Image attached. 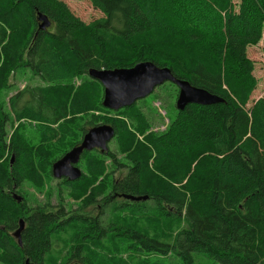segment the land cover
<instances>
[{"label":"trees","instance_id":"16d2710c","mask_svg":"<svg viewBox=\"0 0 264 264\" xmlns=\"http://www.w3.org/2000/svg\"><path fill=\"white\" fill-rule=\"evenodd\" d=\"M88 1L103 14L90 23L62 0H0V94L19 70L43 83L0 102V264H60L52 260L61 253L53 239L70 238L71 230L81 232L72 237L78 244L72 250L82 264H124L117 255L123 249L141 264L171 257L195 264L197 256L216 264H264V96L247 108L257 87L247 48L262 39L264 0H241L238 10L233 0ZM39 13L51 29L39 30ZM143 62L169 68L225 102L176 110L161 132L151 131L141 102L106 109L104 88L90 70ZM103 124L114 127L117 150L85 151L82 178L60 183L73 199L90 195L100 214L59 224L47 207L30 204L22 188H42L53 164ZM57 144L68 147L50 159ZM118 169L126 173L113 182ZM119 196L124 201L113 200ZM107 206L115 216L105 225ZM21 220L22 245L14 234ZM85 221L92 231L77 223ZM170 221L182 225L172 243L165 240ZM106 242L112 250L103 256L98 249Z\"/></svg>","mask_w":264,"mask_h":264},{"label":"rangeland","instance_id":"374dc122","mask_svg":"<svg viewBox=\"0 0 264 264\" xmlns=\"http://www.w3.org/2000/svg\"><path fill=\"white\" fill-rule=\"evenodd\" d=\"M64 1L70 8V10L74 13L75 16L80 18L82 21L86 23H90L96 19H99L103 17V14L96 10L92 4L88 0H62ZM241 0H233V3L235 5L236 10L239 9L237 7L240 4ZM50 20V19H49ZM51 21V20H50ZM52 23V22H51ZM48 29H51L48 28ZM47 29V30H48ZM262 39L261 41L256 44L249 46L247 48V56L248 58L253 62L254 69H253V75L257 79V87L255 91L252 94L251 101L247 108H251L253 105V101L257 100L259 97L264 96V23L262 27ZM91 78V77H90ZM76 85L80 84V81L77 79L75 80ZM172 83L166 82L164 85L159 86L151 95H149L147 98L142 99L138 101L139 105L146 107L145 112L148 114V117L151 119L152 126L151 131L154 132H161L164 131L168 125V123L175 119L176 117V101L179 96V89L178 87L175 88L172 85ZM38 86L43 85L42 81L37 77L34 76L30 71L28 70H19L15 73H12L10 75L9 81H8V87L3 90L0 94V102H4V104H7L9 99L16 94L19 90L24 89L26 86ZM104 88V87H103ZM178 89V91H177ZM175 103V104H174ZM18 124L15 123L12 134L17 128ZM31 135L36 136L35 128L32 127ZM77 137V136H75ZM74 138V137H70ZM26 141L27 138H25ZM115 138L111 143L109 144V148L112 151H116L117 147H115ZM68 145L58 146L57 148L53 147L52 154L50 155V159H53L55 156L61 154L63 152V149L67 148ZM120 159H124L125 154L120 153ZM14 156L12 157V159ZM81 161V160H80ZM125 161L123 160V163ZM80 163V162H79ZM79 165V164H78ZM77 165V166H78ZM109 166V165H108ZM79 167V166H78ZM82 171L83 176V169L79 167ZM125 170H115L113 175L110 176L112 181L114 182L116 179H119L123 174H125ZM53 176V174H52ZM52 176L48 175L45 176L44 179V186L42 188H36L30 183L24 184L22 190L24 196L27 198V201L30 204L37 205L40 204V206L47 207V211L49 213H52L55 219L59 220V224H62V222L68 221L69 218L73 217H81L84 218V216L88 217H96L98 214H100V207L99 203H93L90 204L89 202V196L86 198V196H82L78 199H73L71 196V188H69L66 185H62L60 179H55ZM82 176L76 180L79 181ZM75 181V182H76ZM88 195V194H87ZM114 201L122 202L124 199H122L121 196L119 198L113 199ZM110 200V201H113ZM98 202V201H97ZM20 203V202H19ZM106 205L108 203H105ZM108 211L104 213L105 217V225L110 224V221L115 216L111 215L110 207H108ZM66 215V216H64ZM118 216H126V214L119 215ZM130 221H133L135 224L139 225L140 227L143 226L146 228V230H150L147 225L144 222H136L134 220H125L128 224H130ZM83 225L84 231H92L87 222H77ZM25 228V227H24ZM182 225L178 222H172L169 223V234L170 238L165 239L168 242H173V239L176 235V233L181 230ZM59 232V231H58ZM59 233H64L63 231ZM70 238H58L55 236L53 241H57L59 243L58 249L56 251H60L61 253H57L53 255V259L55 261L61 262L60 264H74L77 262L79 264L80 262L73 260L75 257V251L73 252L72 246L76 244L75 241H72V237H74L75 233H81L78 231L67 232ZM15 234V233H14ZM14 234H12L14 236ZM63 239V240H62ZM70 241L69 245H66L64 242ZM22 245V242L20 243ZM78 245V244H76ZM111 246H108V242L105 243L104 247H100L98 250L101 254L106 255L109 252ZM82 250V248H80ZM133 252L131 255L126 250H118L117 255L124 261V264H141L140 259H138L137 255H134ZM82 257H86L85 255H82ZM143 256H141L142 263L144 262ZM165 260L164 264H178V259L175 257H171V259H163ZM27 261V260H26ZM25 261V262H26ZM49 264V262H47ZM25 264V263H24ZM120 264V263H119ZM195 264H216L212 261L206 260L202 256H197V262Z\"/></svg>","mask_w":264,"mask_h":264},{"label":"water","instance_id":"95a60500","mask_svg":"<svg viewBox=\"0 0 264 264\" xmlns=\"http://www.w3.org/2000/svg\"><path fill=\"white\" fill-rule=\"evenodd\" d=\"M39 30L45 31L52 26L49 18L39 13ZM89 76L99 81L104 87L103 106L112 111H119L135 105L138 101L147 98L159 86L166 82L176 85L179 89V96L176 101L178 110H185L188 105L196 104L210 106L223 103L225 100L213 95L208 91L194 87L186 80L177 79L169 68H161L152 62L139 63L132 68L116 70L91 69ZM116 137L114 127L110 125H98L90 129L83 137L81 144L69 151L62 159L52 166L54 178L61 179L68 177L70 181H76L82 176V171L77 165L85 151L91 152L95 149L105 153L109 150V144ZM14 160V158H13ZM18 202L23 198L15 196ZM131 201H144L148 197H131ZM25 222L20 221V228L16 231L15 237L21 243V233L24 230ZM25 264H33L29 260Z\"/></svg>","mask_w":264,"mask_h":264},{"label":"flooded vegetation","instance_id":"af4514ba","mask_svg":"<svg viewBox=\"0 0 264 264\" xmlns=\"http://www.w3.org/2000/svg\"><path fill=\"white\" fill-rule=\"evenodd\" d=\"M78 167V166H77ZM53 178H54V176H52ZM56 179V178H55ZM64 179H66V180H69L68 179V177H63V178H61L60 180H64ZM58 180V179H57ZM70 181V180H69ZM70 182H75V181H70ZM74 264H77V262H75ZM79 264H82V263H79Z\"/></svg>","mask_w":264,"mask_h":264},{"label":"crops","instance_id":"0c3cea01","mask_svg":"<svg viewBox=\"0 0 264 264\" xmlns=\"http://www.w3.org/2000/svg\"><path fill=\"white\" fill-rule=\"evenodd\" d=\"M261 97H263V96H261ZM261 97H259V98H261ZM259 98H258V99H259Z\"/></svg>","mask_w":264,"mask_h":264}]
</instances>
